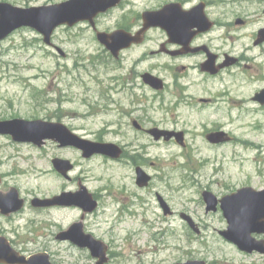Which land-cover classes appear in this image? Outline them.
<instances>
[{"label":"rangeland","instance_id":"obj_1","mask_svg":"<svg viewBox=\"0 0 264 264\" xmlns=\"http://www.w3.org/2000/svg\"><path fill=\"white\" fill-rule=\"evenodd\" d=\"M66 1L69 0H0V3L30 8ZM169 1L172 0H128L122 9L102 14L98 18V29L113 31L120 24L130 22L140 26L139 16L143 12L156 10ZM225 1L215 2L217 13L225 14L228 21L248 17L252 22L249 27L238 30L240 38L235 39L236 53L259 55L260 51L252 46L250 35L257 29L258 25L254 24L258 20L256 14L263 8L260 11L261 7L253 0ZM160 39V33L153 32L146 46L127 54L123 68L128 71L133 67L141 73L153 70L172 84L166 66L162 68L163 59L151 57L139 62ZM53 43L65 53V57L48 47L43 36L31 28L20 29L0 42V119L61 118L79 135L89 139L102 136L112 142L123 140L129 154L141 151L145 158L142 165L154 178L147 192L136 190L135 167L127 162H107L101 158L88 161L79 153L69 151V158L79 163L73 174L81 175L90 192L101 193L104 200L101 209L88 215L85 224L89 233L110 246L109 264H176L189 260L215 264H264V255L241 253L220 236L219 232L227 230V226L219 224L218 216L206 213L207 205L202 195L206 187L222 196L244 184L257 186L264 180V149H258V145L264 147V126L260 124L261 121L264 123V113L249 108L244 112L243 106L248 105L238 102L241 95L249 97L256 88H240V81L231 86L230 82L234 94H241L239 97L215 101L216 105L204 108L186 98L181 104L179 101L180 107L173 111V106L161 108L160 100L155 102L152 99L154 93L139 85L137 93L148 100L143 105L146 113L163 129L183 131L188 145L183 148L172 142L156 143L151 137H138L128 127V118L122 117L114 108L112 100L119 99L114 92V78L125 70L114 64L92 29L86 25L73 29L58 28ZM248 47L250 51H247ZM263 61L264 57L256 59L261 64ZM251 75L244 74L242 78L248 82L247 76ZM191 80L190 77L188 81ZM165 98L167 105L178 102L177 97L168 92ZM121 123L123 131L115 133ZM218 126H224L223 130L234 139L211 145L207 136ZM138 138L140 143L134 141ZM6 143L7 140L0 137V160L9 163L3 171L9 175L10 184H16L24 196L32 193L41 197L58 191L61 182L54 178L55 175L38 176L43 169L51 168L48 162L51 155L42 164L34 158L37 155L34 150L28 147L15 150L5 147ZM137 145L144 148L137 150ZM156 193L164 196L176 213L174 216H165ZM29 212L25 214L27 219L19 220L20 234L17 236L18 243L28 254L49 248L54 251V264L96 263L87 249L72 244L48 246L43 237L48 233L45 226L56 223V220L63 228L79 222L80 208L70 209L66 214H41L35 221L31 219L35 216ZM182 213L192 216L198 224L199 234L184 222Z\"/></svg>","mask_w":264,"mask_h":264},{"label":"flooded vegetation","instance_id":"obj_2","mask_svg":"<svg viewBox=\"0 0 264 264\" xmlns=\"http://www.w3.org/2000/svg\"><path fill=\"white\" fill-rule=\"evenodd\" d=\"M128 0H122V2L112 9L111 11H116L117 9H122L125 6V3ZM218 0H172L167 3H164L160 8L156 10L151 11H158L164 8L165 6H168L170 4H177L179 5V10L183 11H192V10H200V14L203 13L199 18L201 20H194V21H187L182 24H179L178 31L173 34L172 36L169 35L167 30H165L162 27H153L149 29L146 34L143 36V40L140 44L134 43L131 46L122 49L119 53L114 54L113 52H109L111 55V58L115 65L120 66L119 69L125 70L122 66L124 64V60L128 53L133 51L134 49L141 48L146 46L151 39V34L155 31H158L161 35V39L156 43L155 47L149 51V53L144 54L140 59L139 62L145 61L148 58L151 57H159L160 59H163L164 61L163 67L167 68L168 73L171 75L172 78V84L170 83L167 78L161 76L160 74H155L153 70L150 71H144L143 73L136 71L133 67L129 69L128 71L125 70L124 73L121 74V76L117 77V75L114 78L115 82V88L114 92L115 95L119 97V99H114L113 105L116 111H118L122 117L128 118L127 123H130L128 127L130 129H133L135 131V134L138 135V137H151L156 143H176L183 148H186L188 143L186 142L185 133L183 131H177L176 129L169 130V129H163L164 127L160 124H157L156 121H154L148 114L146 113L144 106L146 103L147 98L144 95L138 94L136 89H138L139 85H142L143 87H146L147 90L152 91L155 96L152 97V99L156 102L160 100V107L161 108H168L170 106H173L174 110L176 111L180 104L185 101V99H189L192 101H196L197 105L201 108H204L206 106H214L215 101L220 100H226L230 99L232 96H236L235 98L239 97L240 95H235L234 90L231 89V86L234 82L240 83V88L251 87L256 88V90L253 92L252 95L249 97L243 98L241 95V99L238 102H243L247 104L248 106H243L244 112H247V110L252 109V111L262 112L264 113V61L263 63L256 62V59H259L260 57H264V0H253L257 4H259L260 11L262 9V12L257 13L258 20L256 19L254 24H257V29L252 32L250 35L252 46L254 49L259 50V55L253 57L250 55H247L246 53H239L237 54L235 51V39H239L240 36L238 35V30L245 29L249 27L252 22H250V19L248 17H239L233 21H228V18L225 14H219L217 13L215 7ZM227 1V0H226ZM225 1V2H226ZM224 2V3H225ZM223 3V4H224ZM219 5V4H217ZM146 12V11H145ZM263 14V15H262ZM99 18V17H98ZM98 18L96 19V26L98 29ZM238 21H241V23H238ZM139 22H141L140 26H135L133 23H127V24H120L118 27H116L113 31H107V33H114L117 31H124L131 35H136L139 30L141 29L143 22H142V16H139ZM80 25H86L88 29H92L95 34L96 31L92 28V26L89 23H80L77 24L74 27H63V28H69L73 29ZM236 29H235V28ZM99 30V29H98ZM106 32V31H103ZM53 42V38H52ZM55 45V44H54ZM56 46V45H55ZM54 49L55 47H50ZM251 48L248 47L247 51H250ZM255 62V63H254ZM248 73H252L251 77H248V82L246 79V82L243 80L242 76ZM150 74L158 79H160L163 83V87L160 89H155L149 84L145 82L144 76ZM192 78L191 81H188L189 78ZM138 80H141V83H138ZM231 82V83H230ZM231 84V86L229 85ZM242 84V86H241ZM251 85V86H250ZM196 86L197 88L193 89L192 87ZM207 93L208 96H204V94H198V91ZM238 91V90H237ZM169 93L172 97H177L178 102L172 101L170 102V105H167L166 103V93ZM196 94V95H195ZM140 95V96H139ZM148 101V100H147ZM180 101V104H179ZM126 102V103H125ZM196 104V103H195ZM216 105V104H215ZM245 107V108H244ZM232 108V107H231ZM237 108V107H236ZM249 108V109H248ZM119 116V118H122ZM1 120V119H0ZM33 120H43L47 122H56L66 125L61 121V118H46V119H33ZM261 126L264 123L260 122ZM67 126V125H66ZM117 132L119 133L123 131V125L122 123L118 125ZM68 127V126H67ZM126 127V126H125ZM225 128L224 126H218L216 129L212 130L210 134H217L222 133L224 134V141L221 143H212L207 140L211 145L217 146L220 144L228 143L232 141L234 138L231 136L227 131L223 130ZM68 129L74 133H76L74 130ZM158 130L161 132H168L170 134H173V136L170 139H166L165 136L161 137L159 140H156L155 136L151 131ZM183 133V144H180L177 140L176 134ZM78 134V133H76ZM79 135V134H78ZM81 137L88 139L90 141L96 142V143H111L116 145L118 148L121 149V156L119 159H111L106 156L102 155H94L91 158L87 159L84 158L83 153L74 147H68V146H62L60 143L51 141V140H44L41 145H35L32 143H20L13 141L11 136H2L1 138H5L7 140V143L5 147H11L15 150L20 149L21 147H28L36 152V158L40 163L44 164L46 161L50 163V169H43L38 176H46L50 173L55 175V179L59 180L61 182L60 187L58 191L51 192L47 196H37L34 194L32 195H22L19 187L16 184H10L8 181V174L3 171V167L5 165H8L9 163H4L0 160V194L2 197H7V199L10 196V200H14L15 193L17 194L18 200H23V208L19 211H14V207H10L7 212L9 214H4L2 211H0V240L10 249L11 252H16L20 255H24L26 257H30L33 255H36L38 253H47L50 256V259L52 261V256H54L51 249L47 248V251H41L36 252L33 254H28L25 249L20 246V244L17 241V236L20 234V227L18 226L20 219H27L25 214L27 211H30L29 213L31 215H34V218H31L32 220H36L39 218L41 214H51L54 215V213L57 214H66V212L70 209L77 208L78 206H63V205H49V206H40L34 205V201L39 200H53L56 197L62 196L63 194L68 193H76L80 190V185H85L84 179L81 175H74L77 166H79L78 161H74L69 158V151L77 152L81 155L82 159L91 161L96 158H101L104 161L107 162H118V163H128L131 166L135 167V177L134 185L137 191H148V188L151 186L154 178L148 174V172L145 170L144 165H142L144 158V155L141 153V151H137L138 154L132 155L128 153V146L123 140H119L118 142H112L105 140L104 137H96L94 139H89L87 137H84L80 135ZM125 139V138H124ZM134 140L135 142L140 143L141 141ZM144 144V143H143ZM145 146V144H144ZM141 148H144L143 145H137V150H140ZM264 149L261 145H258V149ZM51 155V158L47 160V157ZM40 157H45L41 159ZM40 158V159H38ZM10 160V159H9ZM64 161V167L63 169L67 170L69 162L71 163V169L68 170L65 174L60 173L54 164V161ZM37 161V162H38ZM142 168L148 175L151 176V181L146 187H139L137 184V168ZM73 187V188H70ZM76 187V188H75ZM87 187V186H86ZM75 188V189H74ZM88 188V187H87ZM243 189H252L256 193L264 192V180L259 181V184L257 186H253L252 184H244L239 189H236L235 191L230 192L229 194H224L220 196L219 194L215 193L211 187H206L203 191L204 192H210L215 197V206L211 211H207L206 213L208 215L212 216H218V222L219 224H224L227 226V229L229 227L228 220L224 216V211L222 209V199L226 196L231 195L234 192H237L239 190ZM89 190V189H88ZM90 192V190H89ZM93 195L94 200L97 202V209L95 212L91 213L94 214L98 212L102 207V202L104 201L101 193H93L90 192ZM159 196L165 200L167 205L170 208L171 214L167 216H174L176 213L172 210L167 200L164 198L163 195L160 193H156L157 201L161 207ZM204 199V197H203ZM205 202V201H204ZM80 208V207H78ZM162 208V207H161ZM82 211L81 218L84 214V210L80 208ZM85 217L84 223V231L86 233H89L86 229L85 221L89 217ZM183 215L189 216L191 220L198 225L191 215L188 213H182L181 218L184 220L185 223L188 224V222L182 217ZM166 216V215H165ZM80 218V221H81ZM29 219V220H31ZM53 219V218H50ZM30 221V224L34 225L35 222ZM51 221V220H50ZM79 221V222H80ZM59 221L56 220V223H49L45 226V230H48V233H45L43 237L47 240L48 246H53L54 244H73L70 241H61L58 239V236L69 229L71 225L77 222H73L69 227L63 228L62 225H59ZM7 224V225H5ZM225 231V230H223ZM34 232V230L32 231ZM222 232V231H220ZM219 232V234H220ZM91 234V233H89ZM93 235V234H92ZM94 236V235H93ZM221 236V235H220ZM95 237V236H94ZM222 237V236H221ZM96 238V237H95ZM223 238V237H222ZM253 238L259 242H264V228L263 232L261 234H253ZM224 239V238H223ZM225 240V239H224ZM228 242V241H227ZM108 245V244H107ZM109 246V245H108ZM78 247V246H77ZM242 253V252H241ZM110 246H109V262H110ZM96 262V260H95ZM108 262V264H109ZM53 263V261H52ZM207 263V262H206ZM54 264V263H53ZM207 264H215L208 262Z\"/></svg>","mask_w":264,"mask_h":264},{"label":"water","instance_id":"obj_3","mask_svg":"<svg viewBox=\"0 0 264 264\" xmlns=\"http://www.w3.org/2000/svg\"><path fill=\"white\" fill-rule=\"evenodd\" d=\"M122 0H69L60 4L22 8L9 3H0V42L7 39L15 31L22 28H31L43 36L47 46H54L52 37L54 32L62 27H74L80 23H89L96 31L98 41L110 52L119 53L122 49L134 43L140 44L146 32L153 27H162L169 35L178 31V25L187 21L201 20L200 10L183 11L179 10V5L170 4L158 11H146L142 14L143 26L136 35L128 34L124 31L114 33L101 32L97 29L96 19L101 14H106L117 7ZM241 23V21H238ZM58 53L65 57V53L56 47ZM145 82L155 89L163 87L160 79L147 74L144 76ZM156 140L165 136L170 139L173 134L153 130ZM0 135L11 136L13 141L20 143H32L41 145L44 140H52L62 146L75 147L83 152L84 158H91L94 155H103L112 159H119L121 149L111 143H96L70 131L64 124L46 122L43 120L11 119L0 120ZM183 133L176 134L177 140L183 144ZM224 134H210L208 140L212 143L224 141ZM64 161H54L56 169L65 174L71 169L69 162L67 170L63 169ZM137 184L143 188L148 186L151 176L142 168H137ZM14 195L17 196L15 193ZM14 196L11 201L0 194V211L9 214L7 210L14 207L15 211L23 208V200H18ZM204 201L207 211H211L215 206V197L210 192H204ZM160 204L164 214L170 215L171 211L165 200L159 196ZM222 209L224 216L228 220L229 227L220 235L228 242L234 244L242 252L252 254L254 252L264 255V242H259L253 238V234H261L264 228V192L256 193L252 189H243L232 193L222 199ZM34 205L49 206H78L84 210L81 221L74 223L65 232H62L58 239L70 241L81 249H88L95 264H108L109 246L102 240L95 238L92 234L84 231L85 217L87 214L95 212L97 202L88 188L80 185V190L76 193L63 194L53 200H35ZM189 224L190 228L200 233L196 224L189 216H182ZM0 264H53L49 254L38 253L26 257L10 249L0 240ZM176 264H206L204 261L189 260L185 263Z\"/></svg>","mask_w":264,"mask_h":264}]
</instances>
